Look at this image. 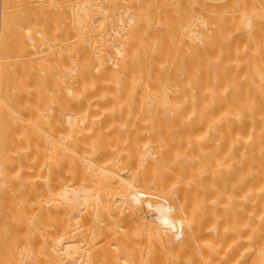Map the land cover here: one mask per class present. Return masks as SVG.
Segmentation results:
<instances>
[{
	"label": "bare ground",
	"instance_id": "bare-ground-1",
	"mask_svg": "<svg viewBox=\"0 0 264 264\" xmlns=\"http://www.w3.org/2000/svg\"><path fill=\"white\" fill-rule=\"evenodd\" d=\"M0 264H264V0H0Z\"/></svg>",
	"mask_w": 264,
	"mask_h": 264
}]
</instances>
